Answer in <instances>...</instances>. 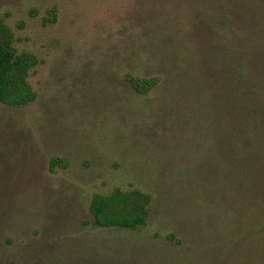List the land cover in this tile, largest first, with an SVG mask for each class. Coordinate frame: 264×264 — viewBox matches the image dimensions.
Here are the masks:
<instances>
[{"label":"rangeland","instance_id":"374dc122","mask_svg":"<svg viewBox=\"0 0 264 264\" xmlns=\"http://www.w3.org/2000/svg\"><path fill=\"white\" fill-rule=\"evenodd\" d=\"M175 1L0 0L14 46L37 59L28 76L36 99L0 101V264H34L42 248L101 235L96 193L160 185L164 158L146 152L150 122L140 112L148 100H134L125 76L153 73L145 46L180 21L169 16ZM156 193L145 227L103 233L129 248L115 264H199L206 252L186 254L199 243L175 215L179 201Z\"/></svg>","mask_w":264,"mask_h":264},{"label":"trees","instance_id":"16d2710c","mask_svg":"<svg viewBox=\"0 0 264 264\" xmlns=\"http://www.w3.org/2000/svg\"><path fill=\"white\" fill-rule=\"evenodd\" d=\"M172 5L169 16L180 21L161 26L162 35L145 46L155 61L153 73L125 76L134 100H148L140 112L150 122L146 152L151 159L157 152L164 158L154 179L160 185L94 194L90 211L102 234L78 246L63 240L42 248L34 264L127 260L128 246L111 244L103 233L145 227L157 191L179 201L175 215L199 243L186 254L204 251L209 258L199 257V264H264V0ZM36 64L33 54L17 50L11 30L0 23L2 103L24 106L36 99L28 81ZM175 237L170 232L168 238Z\"/></svg>","mask_w":264,"mask_h":264}]
</instances>
